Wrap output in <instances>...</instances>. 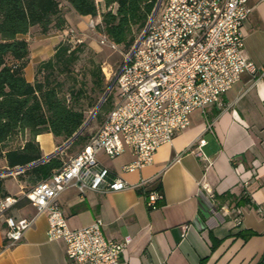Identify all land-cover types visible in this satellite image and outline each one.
Returning a JSON list of instances; mask_svg holds the SVG:
<instances>
[{
	"label": "crops",
	"instance_id": "obj_1",
	"mask_svg": "<svg viewBox=\"0 0 264 264\" xmlns=\"http://www.w3.org/2000/svg\"><path fill=\"white\" fill-rule=\"evenodd\" d=\"M249 3L243 54L255 63L256 73L243 72L205 114L193 110L189 125L158 146L150 164L124 170L135 158L130 147L114 157L103 151L97 154L113 174L128 182L149 177V190H158L161 184L158 206L148 208L145 192L136 188L88 190L82 195L71 185L58 195L71 228L101 218L107 237L119 241L131 237L120 264H264V0ZM65 16L64 29L37 37L23 35L30 46L24 67L27 80H34L36 64L54 53L78 17L86 18V23L90 17L72 7ZM35 138L42 157L64 143L47 131ZM202 138L206 142L200 145ZM198 148L202 157L196 154ZM4 167L6 162L0 159V168ZM32 185L16 175L4 180L8 196H21ZM6 213L32 216L36 208L20 198ZM47 228V215L41 213L19 241L7 246L0 219V264H72L65 242L49 240ZM243 229L256 233L248 238L236 235Z\"/></svg>",
	"mask_w": 264,
	"mask_h": 264
},
{
	"label": "built area",
	"instance_id": "obj_2",
	"mask_svg": "<svg viewBox=\"0 0 264 264\" xmlns=\"http://www.w3.org/2000/svg\"><path fill=\"white\" fill-rule=\"evenodd\" d=\"M251 10L249 0H161L142 37L124 53L115 75V101L86 143L21 196L0 199L6 245L19 241L37 216L45 213L47 238L65 242L72 264H120L131 237L120 241L107 237L101 218L71 228L59 193L71 185L82 195L88 190L136 188L145 192L148 208H156L163 193L148 189L149 177L128 182L113 174L97 154L103 151L114 157L130 147L135 158L123 166L124 170L150 164L158 146L189 125L193 110L199 108L205 114L206 107L219 102L243 72L256 73L255 63L243 54V24ZM97 16L100 18V13ZM97 16L90 15L88 28L99 27ZM69 35L72 32L64 36ZM99 42L112 49L119 45L102 31ZM205 142L199 140L200 145ZM196 154L203 156L200 148ZM20 198L35 206L34 215L6 213Z\"/></svg>",
	"mask_w": 264,
	"mask_h": 264
},
{
	"label": "trees",
	"instance_id": "obj_3",
	"mask_svg": "<svg viewBox=\"0 0 264 264\" xmlns=\"http://www.w3.org/2000/svg\"><path fill=\"white\" fill-rule=\"evenodd\" d=\"M66 1L80 15L98 14L99 0ZM101 1L106 9L101 13L100 31L117 44L130 48L145 28L158 0ZM61 6V0H0V159L5 160L8 168L42 158L35 138L38 133L51 132L65 142L86 119L80 98L85 95L87 85L86 81L76 77L75 72L83 42L73 43L69 38L60 41L49 58L36 64L33 81L27 80L24 74L30 46L23 35L33 26H38L43 34L66 28L67 19ZM88 71L92 87L103 92L108 84L100 64L92 61ZM68 80L71 84L65 87ZM111 98L109 94L105 100ZM104 108L105 103L96 115ZM15 136H20L23 142L12 146L10 141ZM88 138L81 132L66 147L72 143L83 146ZM64 161L58 152L20 171L17 177L34 184L48 177ZM5 178L0 175V199L8 196ZM161 188V184L156 186L158 190ZM255 233L251 229H243L236 235L248 238ZM218 241L215 240L216 243Z\"/></svg>",
	"mask_w": 264,
	"mask_h": 264
},
{
	"label": "rangeland",
	"instance_id": "obj_4",
	"mask_svg": "<svg viewBox=\"0 0 264 264\" xmlns=\"http://www.w3.org/2000/svg\"><path fill=\"white\" fill-rule=\"evenodd\" d=\"M62 3V11L64 13L69 11V4L66 0H61ZM105 6L101 0L98 1V13H100V18L97 16L98 19L101 20V13L105 10ZM98 15V14H97ZM81 21L80 23H78ZM78 22L73 24V29H70L68 33L70 34L72 32V35L64 36V40L69 38L71 42H83V51L80 53L79 60L76 63L75 66V72L76 77L80 80L86 81L87 85V91L85 95H83L80 98V103L83 105V108H85V114L86 119L84 123L86 124V127L83 129L82 133L84 135L90 136L93 131L96 129V127L99 125L101 120L105 117L108 110L111 108L113 102L115 101L116 96V88L115 85L111 88L110 92L111 99L109 101L104 100L102 104L105 103V108L100 111L99 115H96L97 112L91 117V114L96 106V104L99 102L101 97L103 96L105 90L107 89L109 83L111 80L115 77L116 73L118 72L123 60H124V53L131 50L137 39L140 37L143 30L137 35L134 43L130 48H125L123 44H119L117 49L109 48L105 45L100 44L99 42V33L100 28L96 27L95 29H90L87 27L86 24V18L78 17ZM31 37H37L42 35L43 33L40 32V29L38 26H33L30 31ZM45 34H48L45 33ZM80 40V41H78ZM94 61L95 63L100 64L101 70L104 74L106 83L108 84L103 92L94 89L92 87V82L89 75V68L91 67V62ZM71 84L70 80L67 81L65 87L67 85ZM94 104V105H93ZM83 123V124H84ZM23 142V139L20 136H15L11 141L10 144L12 146H16L18 144H21ZM81 147V144L79 143H72L68 147H65L64 151H60V155L63 159H67L69 156L75 154L79 148ZM7 168V167H6ZM5 169L0 168V170ZM17 176V173L5 175V176ZM12 179H8V183H12Z\"/></svg>",
	"mask_w": 264,
	"mask_h": 264
},
{
	"label": "water",
	"instance_id": "obj_5",
	"mask_svg": "<svg viewBox=\"0 0 264 264\" xmlns=\"http://www.w3.org/2000/svg\"><path fill=\"white\" fill-rule=\"evenodd\" d=\"M160 1L161 0H158L157 3H156V6L154 7V10L152 12V16H154L159 8V4H160ZM142 37V35L140 36V38ZM139 38V39H140ZM114 82H115V77L111 80V82L109 83L107 89L105 90L103 96L101 97V99L99 100V102L97 103V105L95 106L92 114H91V117L96 113V111L99 109V107L101 106L102 102L105 100L106 96L108 95V93L110 92L111 88L113 87L114 85ZM86 124L87 123H84L79 129L78 131H76L72 137H70L68 140H66L61 146H59L56 150H54L52 153L46 155V156H43L42 158H40L39 160L37 161H34V162H30L26 165H23V166H15L13 168H5V169H2L0 170V175L1 176H5V175H9V174H13V173H19L20 171L24 170L25 168H29L47 158H49L50 156L56 154L57 152L61 151L64 147H66L69 143L72 142V140L78 135L80 134L83 129L86 127Z\"/></svg>",
	"mask_w": 264,
	"mask_h": 264
}]
</instances>
